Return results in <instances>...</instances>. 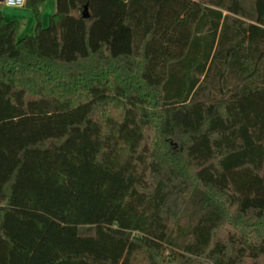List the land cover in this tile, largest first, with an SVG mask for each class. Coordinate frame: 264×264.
Returning a JSON list of instances; mask_svg holds the SVG:
<instances>
[{"label": "trees", "instance_id": "16d2710c", "mask_svg": "<svg viewBox=\"0 0 264 264\" xmlns=\"http://www.w3.org/2000/svg\"><path fill=\"white\" fill-rule=\"evenodd\" d=\"M43 1L0 8V264H264V0Z\"/></svg>", "mask_w": 264, "mask_h": 264}, {"label": "rangeland", "instance_id": "374dc122", "mask_svg": "<svg viewBox=\"0 0 264 264\" xmlns=\"http://www.w3.org/2000/svg\"><path fill=\"white\" fill-rule=\"evenodd\" d=\"M0 8L6 10L9 13V17H5V21L17 20L20 23V29L18 32V37H24L26 35H31L34 32L35 18L32 11L29 8L23 7L18 9V7H6L3 3H0ZM39 11L41 14L42 25L45 27L48 22V16L55 11V0H44L39 6Z\"/></svg>", "mask_w": 264, "mask_h": 264}, {"label": "built area", "instance_id": "2783aa9c", "mask_svg": "<svg viewBox=\"0 0 264 264\" xmlns=\"http://www.w3.org/2000/svg\"><path fill=\"white\" fill-rule=\"evenodd\" d=\"M3 4L8 7H22L25 4V0H16L13 3H9V0H4Z\"/></svg>", "mask_w": 264, "mask_h": 264}, {"label": "crops", "instance_id": "0c3cea01", "mask_svg": "<svg viewBox=\"0 0 264 264\" xmlns=\"http://www.w3.org/2000/svg\"><path fill=\"white\" fill-rule=\"evenodd\" d=\"M4 6H6V5H4ZM6 7H8V6H6ZM23 7H24V6H22V7H18V9L23 8ZM9 8H10V7H9ZM1 11H2V9H1ZM2 15H3V18H4V19H5L6 16H8V17L10 16L9 13H8L6 10H3V11H2ZM41 20H42V19H41Z\"/></svg>", "mask_w": 264, "mask_h": 264}, {"label": "water", "instance_id": "95a60500", "mask_svg": "<svg viewBox=\"0 0 264 264\" xmlns=\"http://www.w3.org/2000/svg\"><path fill=\"white\" fill-rule=\"evenodd\" d=\"M4 0H0V3H3ZM84 16H87L86 10H84Z\"/></svg>", "mask_w": 264, "mask_h": 264}, {"label": "clouds", "instance_id": "9594fccd", "mask_svg": "<svg viewBox=\"0 0 264 264\" xmlns=\"http://www.w3.org/2000/svg\"><path fill=\"white\" fill-rule=\"evenodd\" d=\"M13 2H16V0H9V3H13Z\"/></svg>", "mask_w": 264, "mask_h": 264}]
</instances>
